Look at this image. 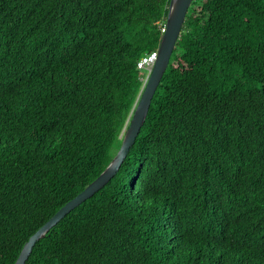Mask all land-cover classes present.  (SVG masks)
I'll return each instance as SVG.
<instances>
[{
	"label": "trees",
	"instance_id": "16d2710c",
	"mask_svg": "<svg viewBox=\"0 0 264 264\" xmlns=\"http://www.w3.org/2000/svg\"><path fill=\"white\" fill-rule=\"evenodd\" d=\"M170 0H0V264L109 164ZM25 264H264V0H194L116 175Z\"/></svg>",
	"mask_w": 264,
	"mask_h": 264
},
{
	"label": "water",
	"instance_id": "95a60500",
	"mask_svg": "<svg viewBox=\"0 0 264 264\" xmlns=\"http://www.w3.org/2000/svg\"><path fill=\"white\" fill-rule=\"evenodd\" d=\"M194 0H170L166 15L165 27L156 50V60L152 66L150 75L139 93L130 119L121 134V145L115 156L88 186H86L73 199L64 204L48 221H46L24 243L14 264H25L34 245L59 223L67 214L91 198L101 190L118 172L124 162L130 148L145 121L151 100L168 67L175 45L180 37L185 17L191 3Z\"/></svg>",
	"mask_w": 264,
	"mask_h": 264
},
{
	"label": "built area",
	"instance_id": "2783aa9c",
	"mask_svg": "<svg viewBox=\"0 0 264 264\" xmlns=\"http://www.w3.org/2000/svg\"><path fill=\"white\" fill-rule=\"evenodd\" d=\"M164 27H165V24L161 28L162 33L164 32ZM156 57H157L156 51H153V52L143 56L139 60V62L137 63V69L143 74L142 78L140 79L142 82V88L144 87V85H145V83H146V81L150 75V72H151L152 66L156 60Z\"/></svg>",
	"mask_w": 264,
	"mask_h": 264
}]
</instances>
